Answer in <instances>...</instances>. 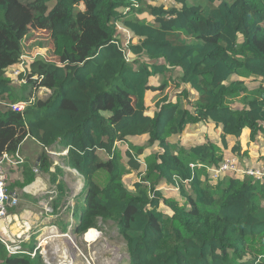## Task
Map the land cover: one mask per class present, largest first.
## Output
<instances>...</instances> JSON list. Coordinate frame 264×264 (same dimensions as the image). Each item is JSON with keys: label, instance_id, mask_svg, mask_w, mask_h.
<instances>
[{"label": "trees", "instance_id": "16d2710c", "mask_svg": "<svg viewBox=\"0 0 264 264\" xmlns=\"http://www.w3.org/2000/svg\"><path fill=\"white\" fill-rule=\"evenodd\" d=\"M35 1L0 0V156L26 138L66 149L86 188L71 208L74 233L111 224L129 264H264V181L211 174L224 158L244 157L247 142L264 146V0H37L41 13ZM33 15L57 61L31 60L15 84L6 72ZM118 26L130 34L125 44ZM168 81L187 87L159 95ZM41 86L46 97L35 96ZM231 88L241 107L226 102ZM18 102L21 111L11 107ZM191 122L200 141L170 142ZM50 164L43 150L37 168ZM23 171L21 187L34 179ZM56 171L54 211L66 191ZM21 245L9 253L0 241V264H44Z\"/></svg>", "mask_w": 264, "mask_h": 264}, {"label": "rangeland", "instance_id": "374dc122", "mask_svg": "<svg viewBox=\"0 0 264 264\" xmlns=\"http://www.w3.org/2000/svg\"><path fill=\"white\" fill-rule=\"evenodd\" d=\"M157 4H164L167 7H170L173 5V2L171 0H156ZM190 4L192 3H202V0H190ZM34 11L35 13H41L42 12V6L38 3L36 0L34 2ZM127 9H125L126 11ZM137 16L141 17H146L150 19V16L147 15L146 13H138ZM27 33L22 39V53L23 57L22 60L24 63L28 64L31 60L41 57L44 58L45 60L52 59L53 61H57V58L54 57L52 53V46L50 42V32L49 30L45 28L39 27V25L36 23L34 15L31 17L30 22L27 25ZM118 30L120 31L118 33V38L122 40L125 44L126 38L129 37L130 34L127 29L123 28L122 26H118ZM123 44V45H124ZM122 43L114 45V48H112V52L110 51L111 55H115L114 53L117 52L116 49L122 48ZM121 50V49H120ZM24 63L22 64L24 66ZM130 66L132 68H137L139 66V63H130ZM181 74L179 69H175L172 73V78L178 80L179 75ZM164 81V77H160L159 81L157 84H160ZM187 87L186 85H176V86H171V81L167 82V85L163 87L162 93L159 95L163 94H170L174 90H181ZM234 88H231L226 94V102L230 103L232 107H241L242 103L238 101L237 97L233 96V90ZM231 91V92H230ZM188 93L190 98H196L197 93L192 90L191 88L188 87ZM39 95L42 97H45L47 93L45 92H39ZM158 97L156 95L153 97L151 104L155 101V99ZM175 98V97H173ZM153 107V105L151 106ZM151 111V110H150ZM202 138V134L199 128V124L197 122H191L188 124L186 130L184 131L183 134H181L180 137L174 136L170 138V142H175L177 141L178 144H182L184 147L188 148L191 146L192 143H196L197 141H200ZM142 139H137L135 142L139 143L141 142ZM261 141V140H260ZM260 141L257 143H251L247 142L246 143V148L250 152V148L252 146H259L261 148ZM22 144V143H21ZM145 146L147 145L145 141L142 142ZM257 144V145H255ZM21 152L22 153H27L30 150H37L38 152V145L35 143V141L31 138H28L23 142V144L20 146ZM152 149L148 148V152H151ZM264 151V150H263ZM263 153V152H262ZM246 154V153H245ZM103 155V153L101 154ZM105 155V153H104ZM260 155L261 154H256L254 157H251L250 159L252 160V163H258L260 162ZM64 161L67 160L66 157L62 158ZM66 163V161H65ZM30 165V164H29ZM10 175V171L8 172ZM212 177L216 178V180L224 177H228L226 175H231V173H223L220 174L219 176H215L213 173ZM10 177V176H9ZM75 177V176H74ZM11 178V177H10ZM13 178V177H12ZM76 179V177H75ZM126 184L128 187L133 183L134 179H127V177L124 178ZM77 181V179H76ZM137 181V179H136ZM10 182V180L8 181ZM83 183V182H82ZM78 185L80 184L79 182L77 183ZM83 187V185L81 184ZM80 186V190H81ZM52 188L55 189V186ZM50 188V190L52 189ZM86 188H84L81 191H85ZM68 194L70 191L67 192ZM83 192L79 194L76 198H70L67 199V202H81V199H83ZM66 198H69V196H66ZM55 199V198H54ZM51 202V205L53 207V201ZM62 201V199L59 201V203ZM66 201H63V204L60 205L58 203V208L57 210L54 211L51 215L48 214L46 216H49L51 218H55L58 220V225L64 224L65 222H69L73 220V218L69 215V212L67 209L62 208L66 203ZM20 201L18 200V212L21 213V210L19 207ZM37 204V203H36ZM38 206V204H37ZM11 208V207H10ZM8 208V212L10 210ZM15 208V207H12ZM38 210H36L37 212ZM24 213H22L23 215ZM34 214V212H33ZM51 218L50 221L43 222L41 220H37L35 223H31L27 220L29 227L26 225L24 219L18 218L20 222L13 221L11 224H9L8 227H10V230L14 231V229L18 230L19 233H10L11 231H7L8 236L10 238V241L8 243H18V242H23V244H32L35 249L39 247L36 253L41 255L42 249L46 250L49 254L48 258H44L42 255V261L44 264H129V258L126 253V250L124 248L123 240L122 238L115 232V230L110 226L106 225L103 227L101 230L96 229L100 234L98 235L97 239L94 241H87L86 237L83 235H75L73 228L68 232L70 238L65 239V243H62L61 239L57 237V234H59L61 231L54 228H52L51 223ZM50 222V223H49ZM20 223L22 224L23 227L20 226ZM2 227L7 226L6 223H4L2 220H0V226ZM46 226V227H45ZM26 233V234H25ZM48 238V239H47ZM31 245V246H32ZM75 245V246H74ZM114 258V260H113ZM112 259V260H111Z\"/></svg>", "mask_w": 264, "mask_h": 264}, {"label": "crops", "instance_id": "0c3cea01", "mask_svg": "<svg viewBox=\"0 0 264 264\" xmlns=\"http://www.w3.org/2000/svg\"><path fill=\"white\" fill-rule=\"evenodd\" d=\"M49 94L50 93H47V95H49ZM27 139L28 138H26L25 140H27ZM23 142H22V144H23ZM35 143H37V142L35 141ZM22 144H20V146ZM37 145H38V152H37V150L36 151L30 150L25 154L21 152V149L19 146L18 147L19 148V154L22 157V162L14 165V166H9L7 168V170H8L7 172L10 171V175L8 173V176L11 177V178L9 177L10 182H8L9 183L8 184V190L12 194H15L17 196L18 200L20 201L21 207H19V209L21 210V213H19L17 210L18 205L14 206L15 208H12V207L10 208V210L8 212V217L5 219H2V221L4 223H6V225H7V226L4 225V227H5L4 233L5 234L0 233V235L3 237H8L7 231L8 232L11 231L10 233H13V231L10 230V227H8V226L13 221L20 222L18 220V218L24 219L25 223L28 220L30 222V224L35 223L39 219L41 220V218H43L41 220L43 222L50 221L51 217L46 216V215H48V213H46L44 211V208H43L44 206L42 205V202L44 200H47L48 197L51 196L48 191L54 185L50 182V173H58V171H56V168L59 167L63 171V173L56 174L57 179H62V181L66 185V191L64 193V197L62 198V201L59 203L60 205L63 204V201L67 202V199L76 198L80 192L81 184L83 185L82 178H80L73 169L69 168L66 165V163H65L66 160L64 161L62 159L63 157H66L65 155H61V154L50 155L47 150L54 151V149H50V148H44L43 149L42 146L39 145L38 143H37ZM255 145H257V144H255ZM43 150L45 151V154L47 156L48 161L51 163L49 168H48V172H46L44 170H40L39 168H37V163L40 159V156H41V153ZM246 150H247L246 155L244 157H242V159L244 162H246L248 164H250V163L253 164L252 163L253 159H250V158L254 157L258 153L264 152L263 151L264 146H262L261 148L258 145L252 146L250 148V152L248 151L247 148H246ZM60 151H62V149H60ZM60 151H55V152H60ZM259 160L261 163L264 162V161H261V158ZM26 167H30V169H32L34 179L30 183L21 187L19 184L23 183L24 172H25V171H23V169ZM35 170H37V171H35ZM74 176L76 177L77 181H76ZM78 182L80 183L79 185L77 184ZM68 191H70L69 194L67 193ZM65 195L69 196V198H66ZM55 196H56V192L53 194V198H55ZM36 203L38 204V206ZM75 203H76V201H74L73 203L68 201L64 206H62V208L68 210L69 215L73 218V220L70 221V223L64 221V223L66 225V230L70 226H73L75 222H77V221H75V218L72 215V209L70 208ZM36 210H38V211L36 212ZM33 212H34V214H33ZM22 213H24V214L22 215ZM50 224L53 227H56L58 230H61V229H59L57 219L51 218ZM20 226L23 227L21 223H20Z\"/></svg>", "mask_w": 264, "mask_h": 264}, {"label": "built area", "instance_id": "2783aa9c", "mask_svg": "<svg viewBox=\"0 0 264 264\" xmlns=\"http://www.w3.org/2000/svg\"><path fill=\"white\" fill-rule=\"evenodd\" d=\"M134 5L137 6V4H134ZM127 42H128V38H126V40H125V43H127ZM128 54H129V52L127 50V52L125 53L126 59H128V56H127ZM22 57H21L19 62L13 64L11 67H9L7 69L8 77L11 79V81L13 83H16V84H19L21 82L20 81L21 75H25L26 72L28 73L27 64H26V62L24 63V61L22 60ZM23 63H24V66L22 65ZM41 91L45 92V93L50 92L49 89H47L45 87H41V88L37 89L35 92L37 95H39V92H41ZM25 106H26L25 102H18V103H14L11 105V107L13 109L19 110V111L23 110ZM47 151L50 155H58V154L64 155L67 153L66 149L62 150L60 152H55L52 150H47ZM21 162H22V157L19 154V148H17V150L13 154H9L6 152L0 156V220L7 218L8 217V208L14 207L18 203L17 196L15 194H12L8 190L9 176H8L7 168L9 166H14L16 164H19ZM35 171H37V170H35ZM212 172L215 176H218L221 173H238V172H240L244 175L251 176L254 179L264 181V165L245 166L244 167L240 163L239 159L235 156H231L229 158H226L218 166V168L213 169ZM48 192L50 193L51 196L48 197L47 200H44L42 202V205L44 206L43 208H44V211L46 213L52 214V213H54L53 212L54 210H53V207L51 205V202L53 200V194L55 193V189L52 188ZM52 228H54V230H56L55 227L52 226ZM70 230H71V226L68 228V230L66 232L60 233V235L61 236H64L66 234L69 235L68 232ZM91 231H95L96 236L94 238H88L87 237V234H89ZM99 234L100 233L95 228H91V229L87 230L85 233H83V236L86 237L87 241L91 242V241H94L98 237ZM68 238H70V236ZM90 239H92V240H90ZM0 241L5 243L6 249L8 250L9 253H15V252L22 250V245H21L22 242H18V243H11L10 242V243H8L10 241L9 236L3 237L0 235ZM39 247H37L36 249H38ZM36 249H34L33 252L31 253V257H33L35 255V253L37 251ZM41 255L44 258L49 257L48 252L44 249H42Z\"/></svg>", "mask_w": 264, "mask_h": 264}, {"label": "clouds", "instance_id": "9594fccd", "mask_svg": "<svg viewBox=\"0 0 264 264\" xmlns=\"http://www.w3.org/2000/svg\"><path fill=\"white\" fill-rule=\"evenodd\" d=\"M126 8H128V7H126ZM126 8H125V9H126ZM125 9H124V10H125ZM6 73H7V72H6ZM7 76H8V75H7ZM9 79H10V78H9ZM10 80H11V79H10ZM15 84H16V83H15ZM41 87H45V86H41ZM41 87H39V88H41ZM39 88H37V89H39ZM45 88H47V87H45ZM47 89H49V88H47ZM49 91H50V89H49ZM48 93H50V92H48ZM35 96H39V95H37L36 92H35ZM39 97H42V96H39ZM64 150H65V149H64ZM66 154H67V153H66ZM66 154H64V155L66 156ZM232 156L237 157V158L239 159L240 163L242 164V166H244V167H245V166L264 165V162H263V163L258 162V163H254V164H251V163H250V164L248 165L246 162L243 161L242 157L240 158V157H238V156H236V155H232ZM229 157H231V156H228V157H226V158H229ZM226 158H224V160H225ZM224 160H223V161H224ZM223 161H222V162H223ZM222 162H221V163H222ZM221 163H220V164H221ZM220 164H219V165H220ZM219 165H218V166H219ZM218 166H217L216 168H213V169H217ZM213 169H211V173H213V172H212ZM238 173H240V172H238ZM221 174H223V173H221ZM227 174H229V173H227ZM231 174H233V173H231ZM240 174H242V173H240ZM219 175H220V174H219ZM219 175H218V176H219ZM242 175H244V174H242ZM245 176H248V175H245ZM250 177H251V176H250ZM256 180H257V179H256ZM259 181H262V180H259ZM262 182H263V181H262ZM81 190H82V187H81ZM81 190H80V191H81ZM55 197H56V196H55ZM53 199H54V198H53ZM72 206H73V205H72ZM72 206H71L70 208H72ZM58 207H59V206H58ZM58 207H57V208H58ZM53 210H54V209H53ZM53 212H54V211H53ZM55 228H56V227H55ZM71 228H73V226H71ZM56 229H57V228H56ZM95 229H97V228H95ZM67 230H68V229H67ZM67 230H65L64 232H66ZM64 232H60V233H64ZM82 235H83V234H82ZM82 235H81V236H82ZM96 239H97V238H96ZM61 242H62V243H65V240H63V241H61ZM65 244H66V243H65ZM36 252H37V251H36ZM35 254H36V253H35ZM41 257H42V256H41Z\"/></svg>", "mask_w": 264, "mask_h": 264}, {"label": "bare ground", "instance_id": "6f19581e", "mask_svg": "<svg viewBox=\"0 0 264 264\" xmlns=\"http://www.w3.org/2000/svg\"><path fill=\"white\" fill-rule=\"evenodd\" d=\"M26 225L29 227V224H28V222H26ZM46 227V226H45ZM5 232V227H2V225L0 226V233L1 234H5L4 233ZM13 233H19V229L18 230H16V229H14V231H13ZM26 234V233H25ZM96 236V234H95V231H91L89 234H87V237L88 238H94ZM57 237L59 238V239H61V240H65L66 238H68L69 237V235L68 234H66V235H64V236H61L60 235V233L59 234H57ZM48 239V238H47ZM90 240H92V239H90ZM112 260V259H111ZM113 260H114V258H113ZM110 264V263H109Z\"/></svg>", "mask_w": 264, "mask_h": 264}]
</instances>
